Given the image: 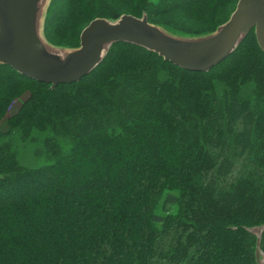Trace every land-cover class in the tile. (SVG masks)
I'll list each match as a JSON object with an SVG mask.
<instances>
[{
  "label": "trees",
  "instance_id": "16d2710c",
  "mask_svg": "<svg viewBox=\"0 0 264 264\" xmlns=\"http://www.w3.org/2000/svg\"><path fill=\"white\" fill-rule=\"evenodd\" d=\"M236 2L51 0L43 31L75 48L93 19L145 14L196 37ZM177 16L208 29L187 33ZM4 118L0 264H257L246 229L264 224V54L253 31L206 73L126 43L55 89L0 66ZM18 142L47 164L21 165Z\"/></svg>",
  "mask_w": 264,
  "mask_h": 264
},
{
  "label": "water",
  "instance_id": "95a60500",
  "mask_svg": "<svg viewBox=\"0 0 264 264\" xmlns=\"http://www.w3.org/2000/svg\"><path fill=\"white\" fill-rule=\"evenodd\" d=\"M50 2L0 0V66L51 89L79 82L117 43L140 47L182 70L197 73H206L223 62L251 31L264 54V0H237L223 24L196 37L171 34L149 23L145 14L96 18L81 30L75 48L54 46L46 40L43 29ZM246 230L256 238V263L264 264L260 250L264 224Z\"/></svg>",
  "mask_w": 264,
  "mask_h": 264
},
{
  "label": "rangeland",
  "instance_id": "374dc122",
  "mask_svg": "<svg viewBox=\"0 0 264 264\" xmlns=\"http://www.w3.org/2000/svg\"><path fill=\"white\" fill-rule=\"evenodd\" d=\"M58 13L61 14L60 12ZM227 16L228 14L224 13L222 16H220L218 21L227 18ZM177 19H178V16L177 18L171 19V20L172 22L174 21L176 23L181 22L182 25L186 26L187 33H201L208 29L207 25H203L200 23L192 22V21H187L185 23L183 19L181 20L179 19L177 20ZM73 44H74L73 46L77 45V43H73ZM28 96H29V92L26 91V93L21 98H19L18 100H15L7 114V117H9L10 115H14L19 110L23 101H25L28 98ZM7 129H8V126L6 123V119L4 118L3 121L0 123V132H5ZM16 148L18 150V161L20 162L21 165L30 167V168H35V167L37 168V167H41L47 164V161L44 158V156L38 155L36 151V145L34 144L26 145V144H21L18 142V145L16 146Z\"/></svg>",
  "mask_w": 264,
  "mask_h": 264
}]
</instances>
